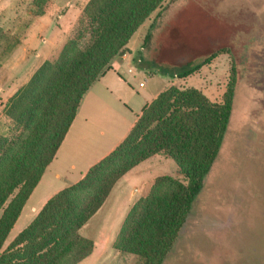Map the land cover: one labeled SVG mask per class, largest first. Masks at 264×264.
Returning <instances> with one entry per match:
<instances>
[{
	"label": "trees",
	"instance_id": "trees-1",
	"mask_svg": "<svg viewBox=\"0 0 264 264\" xmlns=\"http://www.w3.org/2000/svg\"><path fill=\"white\" fill-rule=\"evenodd\" d=\"M163 0H88L72 34L52 61H43L28 81L4 102L2 113L13 131L0 135V264H77L93 248L78 230L97 211L115 181L155 154L170 158L179 178L159 176L128 209L112 247L160 264L215 161L229 122L236 67L221 102L194 87L169 85L144 104L122 141L90 166L77 182L57 191L5 246L13 223L44 168L52 160L89 86L128 52L127 43ZM176 25L167 27L172 43ZM181 37H188L182 35ZM83 38L86 40L81 45ZM150 34H145L142 44ZM162 34L144 66L183 78L223 49L203 58L171 64L162 59ZM165 42V41H164ZM173 55L176 50L170 51Z\"/></svg>",
	"mask_w": 264,
	"mask_h": 264
},
{
	"label": "rangeland",
	"instance_id": "rangeland-1",
	"mask_svg": "<svg viewBox=\"0 0 264 264\" xmlns=\"http://www.w3.org/2000/svg\"><path fill=\"white\" fill-rule=\"evenodd\" d=\"M87 1L0 0V135L13 131L2 113L11 91L24 85L43 61L57 57ZM171 25H176L178 32L169 44L165 34ZM147 33L150 38L142 44ZM159 34L163 36L161 57L171 64L195 61L217 49L226 52L217 53L183 78L172 77L150 62L144 66L137 61V53L145 58L156 46L153 41ZM127 46L130 57L123 68L130 69L127 88L140 102L146 92L168 85L194 87L209 101L221 102L232 62L236 67L230 118L217 157L160 264H264V0H163ZM15 48L14 64H7ZM174 49L176 55L170 53ZM159 155L166 159L147 160L138 171L135 167L118 178L78 230L95 248V258L90 254L79 264H141V257L116 251L112 242L130 208L129 201L133 204L144 196L156 177L181 179L174 162ZM122 180L127 189L119 186ZM33 198L9 235L28 222L29 206L36 203ZM12 237H6L4 246Z\"/></svg>",
	"mask_w": 264,
	"mask_h": 264
},
{
	"label": "crops",
	"instance_id": "crops-1",
	"mask_svg": "<svg viewBox=\"0 0 264 264\" xmlns=\"http://www.w3.org/2000/svg\"><path fill=\"white\" fill-rule=\"evenodd\" d=\"M140 44L139 49L141 48ZM127 49L128 52L119 58H115L111 62V69L107 70L99 79L93 82L83 94L76 113L52 160L44 168L37 184L33 187L20 210L22 212L26 205H28L29 199L35 197L33 198L34 202H36L35 205L29 206L30 214L27 216L28 222L26 225L33 219L48 198L57 191L77 182L83 177L90 166L114 149L128 133L142 106L150 102L157 93L165 88H160L154 93L146 92L141 102L134 98L138 97V95L133 94L129 87L127 88V84L130 83V76H128L130 69H123L128 64L130 57V48L128 46ZM17 52L18 48H15L9 54L6 59L7 64H14L13 58ZM7 89L4 90V93ZM11 92L13 93V90ZM2 93L3 91L0 92L1 95ZM156 157H161V155L155 154L139 162L123 176L128 175L135 167H138L136 169L138 171L139 167L143 165L142 163L147 160L149 162L153 161ZM118 183H120V187L124 189L128 188L125 180ZM40 184L42 185L41 188ZM129 203L128 208L132 204V201H129ZM10 230L7 236L14 237L20 231L9 235ZM94 251L95 248L93 247L90 254L95 258Z\"/></svg>",
	"mask_w": 264,
	"mask_h": 264
},
{
	"label": "built area",
	"instance_id": "built-area-1",
	"mask_svg": "<svg viewBox=\"0 0 264 264\" xmlns=\"http://www.w3.org/2000/svg\"><path fill=\"white\" fill-rule=\"evenodd\" d=\"M138 86L141 87V86H142V83L140 82V83L138 84Z\"/></svg>",
	"mask_w": 264,
	"mask_h": 264
}]
</instances>
